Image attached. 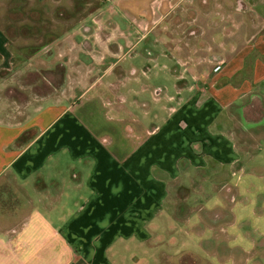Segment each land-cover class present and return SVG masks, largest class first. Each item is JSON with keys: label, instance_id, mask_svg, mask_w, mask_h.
<instances>
[{"label": "crops", "instance_id": "0c3cea01", "mask_svg": "<svg viewBox=\"0 0 264 264\" xmlns=\"http://www.w3.org/2000/svg\"><path fill=\"white\" fill-rule=\"evenodd\" d=\"M242 124L264 0H0V264H264Z\"/></svg>", "mask_w": 264, "mask_h": 264}, {"label": "rangeland", "instance_id": "374dc122", "mask_svg": "<svg viewBox=\"0 0 264 264\" xmlns=\"http://www.w3.org/2000/svg\"><path fill=\"white\" fill-rule=\"evenodd\" d=\"M166 62V59L162 58L160 63L161 65L163 63ZM167 63V62H166ZM161 82L166 86L168 87L170 94L173 93L172 91V85H171V81L170 79H167V77L165 75H161ZM243 132V136H247L248 138H250V133L246 130V127L242 124L240 127H239ZM239 128H237L238 130H240ZM264 130V129H263ZM255 135H259L260 138H257V137H253L250 138L252 141H251V144L254 145L255 147L253 149H250V150H243V151H250V155H251V158H248L247 156H243V158L245 160H248V162H250L249 164L251 165L250 167H257V173L261 174L264 176V131L260 132V133H256ZM251 160V161H250ZM244 178V179H243ZM264 178V177H263ZM247 179V177H246ZM245 177H241V176H236L233 180H232V183L233 184H236V183H240V184H243V181L246 180ZM257 183H258V186H259V191L261 192H258L255 194V196L252 198L254 200V203L257 201V203H255V205L257 206H260L257 210V213H254L252 218L254 220V222L258 223L262 230L264 231V179H256ZM194 199H196L195 197H191V201H193ZM191 203V202H190ZM208 225V224H207ZM215 231V235L214 236H218L217 232H220L219 235L220 236H223V232L221 229H214ZM201 232V230H200ZM199 232V233H200Z\"/></svg>", "mask_w": 264, "mask_h": 264}, {"label": "built area", "instance_id": "2783aa9c", "mask_svg": "<svg viewBox=\"0 0 264 264\" xmlns=\"http://www.w3.org/2000/svg\"><path fill=\"white\" fill-rule=\"evenodd\" d=\"M170 2H171V5H173V0H170ZM157 24H158V22L156 21V22L154 23V26L157 25Z\"/></svg>", "mask_w": 264, "mask_h": 264}]
</instances>
